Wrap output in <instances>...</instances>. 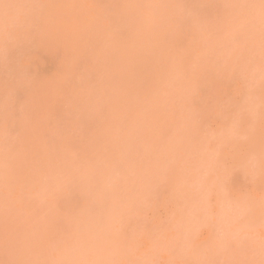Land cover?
I'll return each instance as SVG.
<instances>
[{"label": "clouds", "instance_id": "1", "mask_svg": "<svg viewBox=\"0 0 264 264\" xmlns=\"http://www.w3.org/2000/svg\"><path fill=\"white\" fill-rule=\"evenodd\" d=\"M0 264H264V0H0Z\"/></svg>", "mask_w": 264, "mask_h": 264}, {"label": "rangeland", "instance_id": "2", "mask_svg": "<svg viewBox=\"0 0 264 264\" xmlns=\"http://www.w3.org/2000/svg\"><path fill=\"white\" fill-rule=\"evenodd\" d=\"M38 66H39V62H38ZM42 71H44L45 69H41Z\"/></svg>", "mask_w": 264, "mask_h": 264}]
</instances>
